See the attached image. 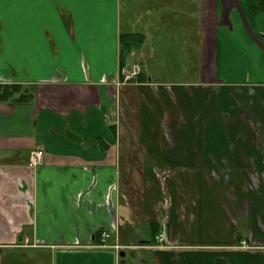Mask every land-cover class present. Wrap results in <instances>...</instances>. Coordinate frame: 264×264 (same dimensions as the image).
Segmentation results:
<instances>
[{
  "label": "crops",
  "instance_id": "crops-1",
  "mask_svg": "<svg viewBox=\"0 0 264 264\" xmlns=\"http://www.w3.org/2000/svg\"><path fill=\"white\" fill-rule=\"evenodd\" d=\"M246 4L144 0L146 82L125 83L123 0H0V84L35 87L0 103V264H264V14L251 29Z\"/></svg>",
  "mask_w": 264,
  "mask_h": 264
},
{
  "label": "trees",
  "instance_id": "trees-1",
  "mask_svg": "<svg viewBox=\"0 0 264 264\" xmlns=\"http://www.w3.org/2000/svg\"><path fill=\"white\" fill-rule=\"evenodd\" d=\"M246 3L247 13L249 15L250 20H254L257 16L264 14V0H246ZM145 41L146 36L142 32H122L120 34V69L129 66L132 53L140 51ZM134 80L139 82H146V77L143 73H140ZM34 97L35 87L33 86H24L18 84H0V103L23 105L31 103Z\"/></svg>",
  "mask_w": 264,
  "mask_h": 264
},
{
  "label": "rangeland",
  "instance_id": "rangeland-1",
  "mask_svg": "<svg viewBox=\"0 0 264 264\" xmlns=\"http://www.w3.org/2000/svg\"><path fill=\"white\" fill-rule=\"evenodd\" d=\"M123 1H124V4L126 6H128V11L121 16V18H122V27H121L122 31H121V33L122 32H128V31L141 32L143 29L142 17H143V11H144V9H143L144 0H123ZM261 17L263 18V14L259 15V17H257L254 20H250L249 15L247 13L245 21L248 23H252L251 29L258 31L257 27L254 25V22H259ZM262 24H263L262 27L264 28V19L262 20ZM166 68L169 69V72H168V70H165L163 72L161 79L167 80V81L176 80L177 76L172 75L173 70H172L171 65L170 64L167 65ZM180 76H182V75H180ZM193 78L196 79V76L195 75L193 77L190 76L189 79H185V80H192ZM234 78H236L239 81L243 79L241 77H234Z\"/></svg>",
  "mask_w": 264,
  "mask_h": 264
},
{
  "label": "built area",
  "instance_id": "built-area-1",
  "mask_svg": "<svg viewBox=\"0 0 264 264\" xmlns=\"http://www.w3.org/2000/svg\"><path fill=\"white\" fill-rule=\"evenodd\" d=\"M140 73H141V66L139 64H132V65L127 66L123 69H120V71H119V74L123 78L124 82H130V81L134 80ZM44 156H45V154H44V151H42V150L33 151L30 154V159H29L30 166H32V167L41 166L44 162ZM109 237H110L109 234H103V239H106ZM156 241H157V245H159V246L164 245L165 234L160 233L156 237ZM104 242H105V240H104ZM101 247L114 248L116 250L120 249L119 246H108L105 244H103Z\"/></svg>",
  "mask_w": 264,
  "mask_h": 264
},
{
  "label": "flooded vegetation",
  "instance_id": "flooded-vegetation-1",
  "mask_svg": "<svg viewBox=\"0 0 264 264\" xmlns=\"http://www.w3.org/2000/svg\"><path fill=\"white\" fill-rule=\"evenodd\" d=\"M134 53V52H133ZM141 73H142V67H141ZM122 81H123V78H122ZM135 80H132V81H130V82H134ZM124 82V81H123ZM125 83H127V82H125ZM43 151V150H42ZM33 152V151H32ZM31 152V153H32Z\"/></svg>",
  "mask_w": 264,
  "mask_h": 264
},
{
  "label": "bare ground",
  "instance_id": "bare-ground-1",
  "mask_svg": "<svg viewBox=\"0 0 264 264\" xmlns=\"http://www.w3.org/2000/svg\"><path fill=\"white\" fill-rule=\"evenodd\" d=\"M107 234V233H106Z\"/></svg>",
  "mask_w": 264,
  "mask_h": 264
}]
</instances>
